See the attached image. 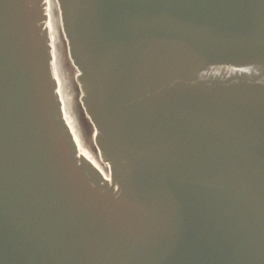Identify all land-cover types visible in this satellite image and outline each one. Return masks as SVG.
Instances as JSON below:
<instances>
[{
	"label": "water",
	"instance_id": "1",
	"mask_svg": "<svg viewBox=\"0 0 264 264\" xmlns=\"http://www.w3.org/2000/svg\"><path fill=\"white\" fill-rule=\"evenodd\" d=\"M58 3L113 179L46 0H0V264H264V0Z\"/></svg>",
	"mask_w": 264,
	"mask_h": 264
},
{
	"label": "bare ground",
	"instance_id": "2",
	"mask_svg": "<svg viewBox=\"0 0 264 264\" xmlns=\"http://www.w3.org/2000/svg\"><path fill=\"white\" fill-rule=\"evenodd\" d=\"M46 15L48 17L47 24L52 39L54 66L58 77L59 91L63 101L64 114L70 124V127L72 128L74 135L76 136L79 149L84 152L104 173H107L100 149L96 146L94 141L96 126H94L93 122L90 121L89 115L86 144L78 141L70 79V70L73 69V73H76L77 69H74L75 65L73 64L68 46L63 37L60 8L57 0H47ZM79 91L81 94L80 86ZM91 126L92 133L90 136Z\"/></svg>",
	"mask_w": 264,
	"mask_h": 264
},
{
	"label": "rangeland",
	"instance_id": "3",
	"mask_svg": "<svg viewBox=\"0 0 264 264\" xmlns=\"http://www.w3.org/2000/svg\"><path fill=\"white\" fill-rule=\"evenodd\" d=\"M92 128V127H91ZM91 132H92V130H90V136H91Z\"/></svg>",
	"mask_w": 264,
	"mask_h": 264
}]
</instances>
